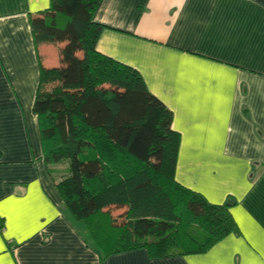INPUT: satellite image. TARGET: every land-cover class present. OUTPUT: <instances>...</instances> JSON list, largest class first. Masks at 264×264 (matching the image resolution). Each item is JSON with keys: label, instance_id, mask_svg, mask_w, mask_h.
I'll return each mask as SVG.
<instances>
[{"label": "crops", "instance_id": "crops-1", "mask_svg": "<svg viewBox=\"0 0 264 264\" xmlns=\"http://www.w3.org/2000/svg\"><path fill=\"white\" fill-rule=\"evenodd\" d=\"M50 6L0 0V264H264V0H102L94 15L97 50L173 112L176 181L209 203L236 201L234 232L170 257L105 256L50 173L34 104L59 46L37 45L30 22Z\"/></svg>", "mask_w": 264, "mask_h": 264}, {"label": "trees", "instance_id": "trees-1", "mask_svg": "<svg viewBox=\"0 0 264 264\" xmlns=\"http://www.w3.org/2000/svg\"><path fill=\"white\" fill-rule=\"evenodd\" d=\"M101 1L51 0L30 14L36 44L59 46V65L41 66L34 104L45 162L105 256L207 252L235 231L236 201L212 204L176 181L181 136L173 112L137 70L97 50ZM65 162L59 177L52 166Z\"/></svg>", "mask_w": 264, "mask_h": 264}, {"label": "rangeland", "instance_id": "rangeland-1", "mask_svg": "<svg viewBox=\"0 0 264 264\" xmlns=\"http://www.w3.org/2000/svg\"><path fill=\"white\" fill-rule=\"evenodd\" d=\"M67 168H68V164L65 162V163L59 164L57 166H54L53 167V170L55 171V173L57 175H59V177H62V176L64 177V176L67 175V171H66ZM121 212H124V209H122V210H120V209H118V210L113 209V213L115 215H119Z\"/></svg>", "mask_w": 264, "mask_h": 264}]
</instances>
